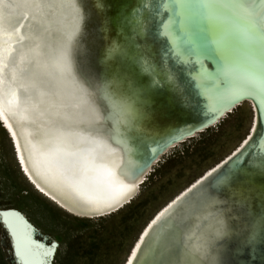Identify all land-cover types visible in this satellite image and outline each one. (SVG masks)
<instances>
[{"label":"water","instance_id":"obj_1","mask_svg":"<svg viewBox=\"0 0 264 264\" xmlns=\"http://www.w3.org/2000/svg\"><path fill=\"white\" fill-rule=\"evenodd\" d=\"M97 1L25 0L15 8V0H0V105L17 130L26 164L37 179L74 201H89L93 206L102 205L104 201L87 200L88 193L93 192L94 198L105 194L99 186L103 178L99 179L100 174L94 172L97 165L94 161L101 155L99 151L109 155L120 151L129 159L130 152L131 175L139 168L136 149L131 145V151L122 135V127L129 129V126L112 97L106 94L104 80L114 77L99 68L96 49L92 50L85 43L89 34L86 24L90 18L98 20L100 15ZM110 1L104 9L113 10L120 4L118 0ZM31 8L35 9L34 24L29 27L30 36L26 33L24 37L19 28ZM123 30L124 25L115 31L116 35H121ZM110 32V26L98 27V37ZM23 38L26 44L21 46ZM128 41L132 42L130 38ZM148 41L152 47L159 40L151 35ZM110 50L112 48L105 59L113 58L114 52L110 54ZM80 57L81 66L78 65ZM127 57L140 63L144 59L130 53ZM100 94L107 99L108 109ZM103 159L99 162L102 169L106 162ZM20 167L23 170L21 163ZM91 175H94L93 180L89 178ZM234 177L230 167L222 168L150 227L165 229V242L171 249L167 260L176 264H218L235 237H243V247L261 244V238L251 232L260 215L249 209L247 195L237 194L232 189L229 183ZM238 220L240 224H235ZM150 222H144L128 249ZM0 238L3 239L2 232ZM3 247L10 261L7 241ZM242 249L240 253L244 252Z\"/></svg>","mask_w":264,"mask_h":264},{"label":"snow or ice","instance_id":"obj_2","mask_svg":"<svg viewBox=\"0 0 264 264\" xmlns=\"http://www.w3.org/2000/svg\"><path fill=\"white\" fill-rule=\"evenodd\" d=\"M157 18H160L158 36L168 42L170 56L184 67L187 81L182 83L175 73H167L162 82L155 75L156 67L144 58L140 75L146 78L145 84L105 79L106 94L112 97L130 132L137 130L136 113L139 106L147 103L145 92L165 85L185 107L203 111L205 119L199 125L169 133L150 149L151 154L146 157L148 166L166 149L193 137L220 117H224V123L239 118L241 126L247 119V129L240 144L224 158L227 162L220 163L230 167L238 178L253 169L264 176V0H155L151 7L140 0L127 18L131 39L149 40L152 23ZM114 49L126 55L119 44ZM28 182L33 190L69 215H76L30 178ZM123 206H109L107 211L100 212V218L118 212ZM95 215L93 212L87 218ZM0 232L3 236L0 246L7 241L10 264H55L59 242H45L19 209L0 206ZM259 251L264 264V246ZM170 252L165 229L152 228L143 231L138 242L128 249L125 264H176L166 259ZM256 256L254 248L250 256L253 264Z\"/></svg>","mask_w":264,"mask_h":264},{"label":"bare ground","instance_id":"obj_3","mask_svg":"<svg viewBox=\"0 0 264 264\" xmlns=\"http://www.w3.org/2000/svg\"><path fill=\"white\" fill-rule=\"evenodd\" d=\"M24 1L25 0H15L14 7H19V4L23 3ZM118 1L120 4L117 7H115L113 10H106L104 8L106 7V5L110 4L111 1L98 0L97 9L100 12L98 20L95 18H90L89 23L86 24V28L89 34L85 38V43L89 45L92 50L96 49L95 56L99 60V68L107 76L120 78L122 81H126L129 83L135 82L137 84H145L147 82L146 78L139 74L142 64L138 60L130 61L127 57V54L130 53L137 56H141L150 61L152 65H154L157 69L155 75L162 82L164 81V77L167 73H175L177 79L180 82H186L188 77L184 67L175 63V61L170 56V46L168 42L164 38L158 36V25L160 22V18H157L153 21L151 29V35L157 37L159 40L158 44L151 47L148 40L133 41V39H131L130 27L127 24V18L130 16L132 11L140 5V0H127L125 1V3H123L124 0ZM144 2H147L148 6L151 7L155 3V0H144ZM86 8L89 9L88 6ZM34 14L35 9L31 8L26 12L25 20H22L19 32H21L24 37L26 33L28 34V36H30L28 32L31 30L29 29V27H32L34 24ZM103 25L110 26L112 28V32H110L106 36L102 35L101 37H98V27H103ZM122 25H124V33L122 32L121 35H124L125 38L121 37V35H116L115 32L117 29H119L120 26L122 27ZM36 28H38V26H34V29ZM31 35L33 36V34ZM129 38L132 41L131 43H129L128 41ZM20 43L22 44L21 46L26 44L25 38H23ZM117 44L120 45V49L126 52V55H120L119 52L114 49V46ZM110 48H112L114 56L112 59L108 60L105 59V57ZM92 62L95 64L94 57L92 59ZM78 65H82L81 57L78 59ZM145 97L147 99V103L142 106H139V109L136 113L138 125L137 130L135 132H130L129 129L122 127V135L125 137V139H127L128 147L131 151H133L134 147L136 149V152L138 153L136 154L139 157V168L135 170V175H131V168L133 166L131 165V162H133V158L130 152L129 159L127 154L123 153L122 155L120 151H114L113 155H109L108 153H105V151H99V153L101 154L100 159L94 161L97 163L94 172H97V175L100 174L99 179L103 178L104 182L100 183L99 186L102 190H104L103 192H105V194H103L99 198H94L93 192H89V195L88 197H86V199L88 198L93 201L97 199L103 200L104 202L101 201L104 203H102V205L93 206V204L89 201L88 203H80L78 201H74L73 199L68 198L64 193L58 192L53 187H50L41 179L39 180V178L37 179L36 177H34L33 173H31L29 167L26 164L23 152V145L17 135V130L13 127L9 116L7 115L6 111L2 109L1 105L0 124L3 123L4 125L0 126L5 131L8 139L11 142L14 158L16 159L19 165L22 176L26 179L27 182L28 178H30L37 185H39L46 192H48L51 196H53L57 201L64 204L66 207L73 209L76 215L83 217V219H95L100 218V212L107 211V208L109 206L116 207L120 204H123L124 206L122 208H124L126 205L132 203V201L136 199L137 196L140 194L141 187L147 181L148 175L153 170H155V168L160 164V162L166 155L175 151L177 148L181 147L183 143L197 136L199 133L204 132L208 128L216 126L224 119V117H220L218 121L206 127L203 131H197L193 137L187 138L183 142H177L175 145L166 149L163 154L158 156L155 163H153L151 166H148L146 157L151 154V148L156 147L169 133L173 132L177 128L185 126L192 127L201 124L205 119V116L203 111L201 110H198L196 108L185 107L180 102V98L174 92L169 91L166 85L164 87L149 90L147 93H145ZM100 98L108 109L107 99L101 97V94ZM106 116L108 118L111 117L110 114L109 116L108 114H106ZM9 134H11V136H9ZM12 138L14 140L13 142L11 140ZM240 142L241 141L239 140L218 161L206 167L199 175L194 177L182 188L173 193L148 218L147 221L151 220V222L148 227L145 228L144 231H148L150 227L154 225L157 219L161 217V215H163L168 209H170L179 200L185 197L189 192L198 187L207 178L224 168V163L227 162L224 158L228 157L229 154L233 151V149H235L240 144ZM30 143L31 142H29V144ZM30 146L32 145L30 144ZM102 158H104L103 160L106 161L103 169L102 164H99V162L102 163ZM18 160H20L23 170L21 169ZM221 161H224V163H220ZM24 172L27 173V175H25ZM93 176L94 175H91L89 178H92L93 180ZM229 184L232 189L235 190V193L247 195L249 197V209L252 211V213L260 215V220L257 222L256 226L251 230V232L260 237L262 242L259 245L249 244L248 246L243 247V237H235L233 240H230L228 245L229 250L224 256H222L218 264H253L252 260L250 259V256L251 251L254 248L257 249L255 264H261L259 248L261 246H264V176H261L258 170L253 169L250 170L248 172V175L245 177L232 178ZM40 195L43 196L42 194ZM43 197L49 200L47 197ZM49 201L61 209V207H59L54 201ZM78 205H81L82 207H79ZM93 212H96L95 218H87ZM22 213L26 215L24 212ZM30 222L34 225L32 221ZM234 222L235 224H240L239 220ZM35 228L37 229L38 233H40V235L44 238L45 242L49 240L55 241L49 238L46 234L42 233L36 226ZM241 249L244 250L243 253L239 252ZM123 264H125V259L123 261Z\"/></svg>","mask_w":264,"mask_h":264},{"label":"rangeland","instance_id":"obj_4","mask_svg":"<svg viewBox=\"0 0 264 264\" xmlns=\"http://www.w3.org/2000/svg\"><path fill=\"white\" fill-rule=\"evenodd\" d=\"M247 125V119L243 126L239 118L228 123L223 119L189 139L162 159L132 203L103 219L71 216L33 190L0 127V206L21 210L42 233L59 242L55 264H121L144 222L173 193L225 155ZM0 264H10L3 245Z\"/></svg>","mask_w":264,"mask_h":264}]
</instances>
